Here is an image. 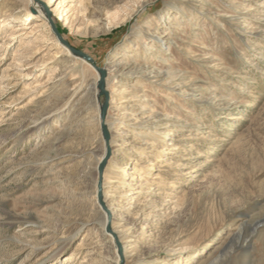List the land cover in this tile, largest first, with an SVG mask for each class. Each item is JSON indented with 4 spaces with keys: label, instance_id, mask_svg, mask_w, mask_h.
I'll list each match as a JSON object with an SVG mask.
<instances>
[{
    "label": "rangeland",
    "instance_id": "obj_1",
    "mask_svg": "<svg viewBox=\"0 0 264 264\" xmlns=\"http://www.w3.org/2000/svg\"><path fill=\"white\" fill-rule=\"evenodd\" d=\"M57 4L0 0V264H115L107 194L126 208L106 225L129 230L120 264H264V0ZM41 7L92 61L34 42ZM111 94L137 114L94 171Z\"/></svg>",
    "mask_w": 264,
    "mask_h": 264
},
{
    "label": "bare ground",
    "instance_id": "obj_2",
    "mask_svg": "<svg viewBox=\"0 0 264 264\" xmlns=\"http://www.w3.org/2000/svg\"><path fill=\"white\" fill-rule=\"evenodd\" d=\"M47 1L49 2L50 0H47ZM63 1L64 0H58V4H57L55 10L57 9V7L60 9V7L62 6V2ZM78 2L80 4H82L83 2H86L87 3L86 5H88V4L90 5L91 2H92V0H78ZM113 3H115V2H112L111 5ZM147 3L148 2H146V1L141 2L139 4V6H138V9L135 10V13H138V11L143 10L145 8V6L147 5ZM83 5H84L85 9H87L88 6H85V4H83ZM55 10H53V11H55ZM39 12L43 16V20L42 21H39V22H36L35 23V26L33 28L35 29V28H39L41 26H45L44 31H45L46 34H44V35H37L36 33H34L33 34V37L35 38V41L34 42L35 43H43L46 40L52 39L56 43L57 46H59V47L62 48L63 45H62V43L60 42V40L58 38V36L60 34L58 32H57V34L56 33L54 34L52 32V29L49 26L48 21H47L48 20V14L46 13V11H44V7H41V9L39 10ZM114 12L117 15V11H114ZM23 17H25V16H23ZM1 23H3V26L7 25L8 24V19H3ZM32 31H30L29 33L31 34ZM158 37H160L159 34H153L152 35V42L153 43H152V46L150 47V49H151V51H153V54H152L153 57L151 58L150 62L156 61L158 59V57H159V47H158V41H157V38ZM131 45H132V43H129V44L122 45L121 47H119L118 51L116 52V56L117 57H121L123 55V52L126 51V49L128 50L131 47ZM204 47H206V45L203 46V48ZM165 60H166V63L165 64H168V59H165ZM122 72H123V69H119V70H117L116 74L117 73L120 74ZM99 77H100V75H99ZM119 82H120V80H115L113 82L114 87H118L119 86ZM99 91L100 90H97L96 91V96H98ZM126 92L127 91L125 89H123V91L121 93L119 92V94L124 95V94H126ZM111 95H112L111 96V100L108 102V104H105V103L102 102V104H99V107H98L99 115H101L104 110L106 111V110H108L110 108H113L115 111H117V113H116V118H115L114 122H109V123L107 122L108 125H106V126H107L108 131H109V143H108V147L106 149H104V151H102L103 153L100 156L97 157L95 166L93 167L94 171L98 170L99 165L101 164V162H103V157H105L106 154L109 153L110 156L113 155V157H114L116 153H120L122 151H124L123 153L126 152V144H128V143H127L125 137L128 134V130H126V132H123L122 142L119 144V146L116 145L117 146L116 147L114 144H115L116 138L120 134H118V131L116 129L117 127L115 128L114 127V124H115V122L119 121V119H120L121 116L122 117H126V116L129 115L131 117H134L137 114L132 109L133 106H131V105H128V104H120L119 103L118 105H115L114 106V104H116V102L119 101V100H121V99L116 98L115 95H113V94H111ZM139 100H141V99L139 98ZM119 112H121V113L118 114ZM98 178H99V174L97 175V179H96L95 191H94L95 194L96 193H99V191L101 192V190L104 189V186L106 184V182H99ZM108 198H109V195L108 194L105 195V196L99 197V200L101 201L100 208L102 209V207H105V209L107 210V212L106 211H105V213L103 212L104 219H103L102 229H103V234H105L110 239V241L112 242V247L115 249V252H116V254H115V260H114L115 261V264H120V263H122V261L128 255V252H129L128 245H131V244H128L127 243L128 241L127 242L125 241V238L129 237L128 236L129 230L128 229H122V230H120V229L117 228L118 225H116V224H113V225L112 224L111 225L109 224V226L106 228L108 218H109V221L110 222H112L113 219H116L118 221L117 224H120V226H122V227L125 226V224L123 223V220H124L123 217H118V214L119 213H118L117 209L120 208L119 205L116 206L117 208L114 207V205L109 201ZM116 203L119 204L120 201L117 200ZM121 208L123 210L124 209L126 210V208H124V207H121ZM108 215H109V217H108ZM120 215H122V213H120ZM107 229L109 231H107Z\"/></svg>",
    "mask_w": 264,
    "mask_h": 264
},
{
    "label": "water",
    "instance_id": "obj_3",
    "mask_svg": "<svg viewBox=\"0 0 264 264\" xmlns=\"http://www.w3.org/2000/svg\"><path fill=\"white\" fill-rule=\"evenodd\" d=\"M51 23H52V21H51ZM53 26V28H54V30L56 31V32H58V30H57V28L54 26V24L52 25ZM59 37H60V40L63 42V43H65L74 53H76V54H78V55H80V56H82L84 59H88V60H90V61H92V58H90L87 54H85L84 52H82V51H79V50H76L75 48H73V47H71L69 44H68V42L67 41H65L64 40V38L61 36V35H59ZM100 71L103 73V72H105L104 70H102V68L100 69ZM103 84V83H102ZM102 84H101V86H102ZM105 111V110H104ZM104 111H103V113H102V116L104 115ZM101 168H102V166H101ZM101 172V171H100Z\"/></svg>",
    "mask_w": 264,
    "mask_h": 264
}]
</instances>
